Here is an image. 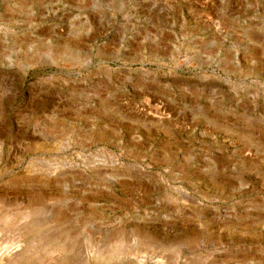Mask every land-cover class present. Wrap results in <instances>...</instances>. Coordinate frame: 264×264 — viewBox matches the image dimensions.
Returning a JSON list of instances; mask_svg holds the SVG:
<instances>
[{
	"label": "rangeland",
	"instance_id": "374dc122",
	"mask_svg": "<svg viewBox=\"0 0 264 264\" xmlns=\"http://www.w3.org/2000/svg\"><path fill=\"white\" fill-rule=\"evenodd\" d=\"M0 264H264V0H0Z\"/></svg>",
	"mask_w": 264,
	"mask_h": 264
}]
</instances>
